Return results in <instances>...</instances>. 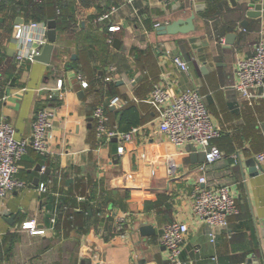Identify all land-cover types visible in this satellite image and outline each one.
Masks as SVG:
<instances>
[{"label":"crops","instance_id":"0c3cea01","mask_svg":"<svg viewBox=\"0 0 264 264\" xmlns=\"http://www.w3.org/2000/svg\"><path fill=\"white\" fill-rule=\"evenodd\" d=\"M3 1L0 120L29 142L38 112L53 116L46 152L28 148L18 162L23 186L0 197V264H174L161 243L172 222L188 227L179 264H264V162L255 159L264 151V87L252 105L234 89L238 60L264 45V0H68L50 63L20 66L13 34L26 16L19 0ZM258 3L261 16L247 17ZM49 4L46 25L53 21ZM191 12L193 33L159 34L160 26ZM176 56L188 72L172 64ZM153 85L171 97L197 91L220 132L212 145L222 156L205 167V186H228L239 213L214 230V242L191 207L203 153L160 133L158 112L147 102ZM114 98L118 106H111ZM98 106L108 130L138 129L130 142L97 136ZM25 222L44 234L22 230ZM143 224L155 234L143 236Z\"/></svg>","mask_w":264,"mask_h":264},{"label":"built area","instance_id":"2783aa9c","mask_svg":"<svg viewBox=\"0 0 264 264\" xmlns=\"http://www.w3.org/2000/svg\"><path fill=\"white\" fill-rule=\"evenodd\" d=\"M41 2V0H36ZM162 3L176 0H159ZM118 27L109 26L108 31L114 32ZM47 25L44 22H24L16 27L13 39L16 44L15 64L20 66L24 61L35 62L34 58L41 52L47 43ZM111 43V40H108ZM172 64L182 72H188V64L179 56L172 58ZM236 75L238 78L234 89L248 105H252L258 97V90L264 87V45L259 43L252 56L242 58L237 62ZM107 81L111 78L107 77ZM82 87H87L86 82H81ZM58 87L61 81H58ZM147 102L158 112V124L161 134L166 136L175 145L191 143L203 153L204 163L198 167L197 172L201 175L197 179V186L191 196L192 212L195 216L203 219L207 224L208 239L214 242L216 239L215 229H225L229 218L238 215V207L231 196L230 188L220 185L215 188H207L203 171L222 156L220 150L212 145V141L220 136L212 122L210 114L202 96L197 91H182L171 97L167 91L158 85H153ZM169 102V103H167ZM167 103V104H166ZM166 104V105H164ZM119 99L114 98L111 106H118ZM53 114L49 110L38 112L33 125L32 139H16L15 129L0 120V197L23 186L17 178L18 162L26 154L28 148L40 154L46 152V131L50 128V120ZM95 129L98 137L109 141L120 138L122 142H130L137 133V128L128 132L118 133L116 130L107 129V117L102 106L93 111ZM123 146L117 147V153L123 154ZM257 162H264V151L255 157ZM173 173V166L168 169V174ZM22 230L32 235H43L44 230L36 229L33 222H25ZM188 232L186 224L172 222L164 226L161 243L169 252L171 263L179 264L181 244Z\"/></svg>","mask_w":264,"mask_h":264},{"label":"water","instance_id":"95a60500","mask_svg":"<svg viewBox=\"0 0 264 264\" xmlns=\"http://www.w3.org/2000/svg\"><path fill=\"white\" fill-rule=\"evenodd\" d=\"M231 1L234 4L233 0ZM200 7L201 6H196L195 11L197 12ZM261 11H262V3H258V4L253 5L252 10L246 12V16L251 17V18H258L261 16ZM194 18H195V15L193 12H191L190 16L187 18H178L172 21L171 23L160 26L158 28V32L160 35H175V34L188 35L190 33H193L196 30L195 25H194ZM241 26L245 27L246 22L245 21L242 22ZM47 29H48L47 43L41 49L40 54L34 58V61L40 62L42 64H49L51 57H52L54 43L56 41L55 21H49L47 23ZM234 38H235L234 34H229L227 36L226 43L231 45ZM188 40L191 44L196 42L195 38H189ZM139 232L143 236L149 237L155 234V229L152 225L143 224L142 226L139 227Z\"/></svg>","mask_w":264,"mask_h":264},{"label":"trees","instance_id":"16d2710c","mask_svg":"<svg viewBox=\"0 0 264 264\" xmlns=\"http://www.w3.org/2000/svg\"><path fill=\"white\" fill-rule=\"evenodd\" d=\"M5 1L9 0H4L3 2ZM67 1L68 0H41V2H37L36 0H19L16 3L20 6V9H23L27 22L35 21L45 23L48 20V17H46L45 14V9L48 2H51V4H49L48 6L53 8V15H51V18H49L55 21L57 29V27L59 28L61 23L65 19L64 11L68 6ZM208 13H211V8H209ZM129 125H135V122H129Z\"/></svg>","mask_w":264,"mask_h":264}]
</instances>
